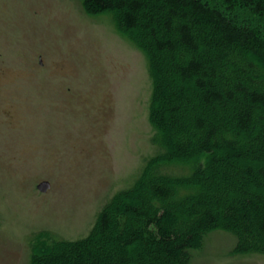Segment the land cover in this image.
Here are the masks:
<instances>
[{
  "label": "trees",
  "instance_id": "1",
  "mask_svg": "<svg viewBox=\"0 0 264 264\" xmlns=\"http://www.w3.org/2000/svg\"><path fill=\"white\" fill-rule=\"evenodd\" d=\"M81 1L146 56L158 151L87 237L31 249L30 264H185L216 229L264 251V0Z\"/></svg>",
  "mask_w": 264,
  "mask_h": 264
},
{
  "label": "rangeland",
  "instance_id": "2",
  "mask_svg": "<svg viewBox=\"0 0 264 264\" xmlns=\"http://www.w3.org/2000/svg\"><path fill=\"white\" fill-rule=\"evenodd\" d=\"M234 7L236 21L251 18ZM152 86L146 56L111 14L81 0H0V264L87 237L133 185L158 151ZM236 241L212 230L185 264H264V251L239 253Z\"/></svg>",
  "mask_w": 264,
  "mask_h": 264
},
{
  "label": "water",
  "instance_id": "3",
  "mask_svg": "<svg viewBox=\"0 0 264 264\" xmlns=\"http://www.w3.org/2000/svg\"><path fill=\"white\" fill-rule=\"evenodd\" d=\"M49 188V183L46 181L41 182L40 184L37 185V189L44 192Z\"/></svg>",
  "mask_w": 264,
  "mask_h": 264
}]
</instances>
